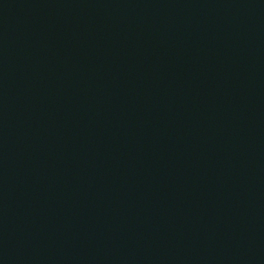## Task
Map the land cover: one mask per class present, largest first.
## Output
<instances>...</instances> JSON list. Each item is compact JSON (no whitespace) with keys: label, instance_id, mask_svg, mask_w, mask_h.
<instances>
[{"label":"water","instance_id":"1","mask_svg":"<svg viewBox=\"0 0 264 264\" xmlns=\"http://www.w3.org/2000/svg\"><path fill=\"white\" fill-rule=\"evenodd\" d=\"M0 264H264V0H0Z\"/></svg>","mask_w":264,"mask_h":264}]
</instances>
